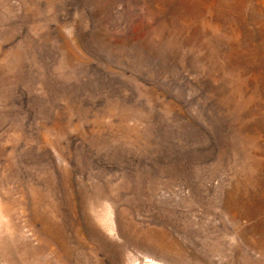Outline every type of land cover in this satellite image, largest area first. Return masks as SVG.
<instances>
[{"label":"rangeland","instance_id":"1","mask_svg":"<svg viewBox=\"0 0 264 264\" xmlns=\"http://www.w3.org/2000/svg\"><path fill=\"white\" fill-rule=\"evenodd\" d=\"M0 264H264V0H0Z\"/></svg>","mask_w":264,"mask_h":264}]
</instances>
